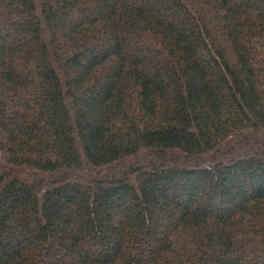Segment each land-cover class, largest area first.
Masks as SVG:
<instances>
[{"label":"trees","instance_id":"1","mask_svg":"<svg viewBox=\"0 0 264 264\" xmlns=\"http://www.w3.org/2000/svg\"><path fill=\"white\" fill-rule=\"evenodd\" d=\"M0 264H264V0H0Z\"/></svg>","mask_w":264,"mask_h":264}]
</instances>
